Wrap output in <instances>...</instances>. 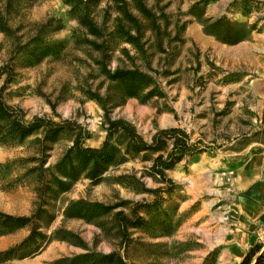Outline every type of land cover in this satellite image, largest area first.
Returning <instances> with one entry per match:
<instances>
[{
    "label": "rangeland",
    "instance_id": "1",
    "mask_svg": "<svg viewBox=\"0 0 264 264\" xmlns=\"http://www.w3.org/2000/svg\"><path fill=\"white\" fill-rule=\"evenodd\" d=\"M86 13L102 29L100 37L82 22ZM0 14L9 27H0V67H14L9 82L7 73L0 76V88L7 82L4 99L23 108L26 119L74 118L85 129V144L98 147L107 134L106 111L93 93L105 98L123 93L103 65L138 67L152 76V84L138 96L108 104V115L133 122L147 140L161 128H184L204 148L167 170L173 183L152 168L154 154L141 152L111 164L99 179L83 173L64 190L54 174L60 175L57 165L73 145L72 131L43 149L41 131L22 141L0 140V210L34 218L0 252L22 242L33 227L51 237L45 245L38 236L16 254L40 247L32 260L13 257L0 264H47L86 252L70 233L91 250L119 251L138 264H240L251 246L264 245V212L253 223L242 218L238 186L245 179L224 155L222 142L235 137L237 126L255 124L256 115L240 102L254 104L255 77L244 76L256 73L247 66L223 69L210 46L203 50L212 41L231 44L205 30V20L218 18H223L219 30L229 27L238 42L264 46V0H0ZM258 52L263 61L264 49ZM232 81L239 85L219 98ZM155 188L159 194L149 191ZM136 203L143 220L129 226L125 241L115 213L131 214ZM80 208L85 216L67 214ZM6 234L0 226V239Z\"/></svg>",
    "mask_w": 264,
    "mask_h": 264
},
{
    "label": "trees",
    "instance_id": "2",
    "mask_svg": "<svg viewBox=\"0 0 264 264\" xmlns=\"http://www.w3.org/2000/svg\"><path fill=\"white\" fill-rule=\"evenodd\" d=\"M64 1L85 4L88 2V0ZM222 19L205 20L203 23L205 30L224 42H238L239 40H235L234 36L229 32V27L226 28L225 26L224 31L219 30ZM82 22L86 24L91 34L97 37L102 35V29L90 18L88 13L84 15ZM0 27L3 30H9L2 14H0ZM103 69L112 82L122 87L123 93L119 96L107 93V98L101 97L99 93H93L101 101L106 111L105 125L107 134L100 146L94 147L85 144V129L74 118L60 117L57 120L49 115H36L28 120L26 119V112L23 108L9 104L4 99L3 92L6 83L9 82L10 76L14 72V67L10 64L0 67V76L4 73L9 75L7 82L0 88V140L3 142L22 141L31 134L41 131L42 137L40 138V144L41 149H43L46 142L56 141L61 132L72 131L75 134L73 145L57 165V171L60 172V175L54 174L56 185L64 190L68 189L71 182L78 179L83 173L91 179H99L111 164L123 162L126 159L125 155L141 152L154 154L152 168L163 181L173 183V179L168 176L167 170L174 167L185 157L194 156L202 152L204 148L199 145L198 141L193 140L192 135L186 129L178 126L158 129L152 138L147 140L138 131L137 126L133 122L125 118L110 117L108 115V104H119L128 97L140 95L145 87L152 84V76L149 73L141 71L138 67H116L115 69H111L104 64ZM42 165L43 160L41 159V168H43ZM149 191L159 194L161 189L155 188L149 189ZM86 204L88 207L97 206L102 209H107V206L97 203L86 202ZM139 205L141 204L136 203L132 207L131 214L126 213L124 210H118L115 213L122 238L125 241L130 239L129 226H137L142 223L143 217L139 213ZM108 209L110 208L108 207ZM67 214L85 216L81 208L74 212H70L69 210ZM33 219V215H13L0 210V226L7 233H11L25 225L32 224ZM64 234L68 233L64 231ZM70 235L68 236L75 240L73 242L81 244V246L87 249L86 252L62 256L47 264H138L135 262L128 263L124 255L119 251L103 253L91 250L79 235L74 233H70ZM38 236L46 240L45 245L51 241V237H47L45 233H41L37 231L36 227H33L30 234L22 242L0 252V262H4L13 257L24 259L38 254L41 251L40 247L16 255L22 248L32 246ZM70 237L63 235V239ZM240 264H264V245L257 243L251 246Z\"/></svg>",
    "mask_w": 264,
    "mask_h": 264
},
{
    "label": "crops",
    "instance_id": "3",
    "mask_svg": "<svg viewBox=\"0 0 264 264\" xmlns=\"http://www.w3.org/2000/svg\"><path fill=\"white\" fill-rule=\"evenodd\" d=\"M255 38V37H254ZM212 48L216 57V62L223 69L231 72L240 71L243 66H247L256 75L246 74L244 77H255V85H253L252 96L255 99L254 104L240 102L241 107L246 109V105L250 112L256 115L255 124L247 129H240L237 126L236 135L233 138L222 140L225 150L224 155L231 157L234 161V170L239 177L245 179L243 185L238 186L240 194H238V202L242 205L240 209L242 218L247 224L253 223L256 216H260L264 212V64L257 60V55L261 56L258 50H263V44H259L256 40H248L231 44L222 42H210L206 45ZM264 58V55H262ZM204 63L207 64L205 61ZM238 77V74H235ZM238 81V80H237ZM232 81L225 91H232L239 82ZM258 84V85H256ZM227 92L218 95L219 98L226 97ZM206 94H209L208 91ZM240 100V99H239ZM238 100V101H239ZM238 104V103H237ZM237 107L234 108L236 110ZM239 110V109H237ZM252 110V111H251ZM174 127V126H173ZM211 127V126H210ZM209 128V127H207ZM208 130H211L210 128ZM205 132L204 129L200 130ZM208 137V134H205ZM228 137V136H227ZM228 158V161H231ZM241 171V172H239ZM11 232L0 239V246L4 244L12 245L19 238V232ZM32 257H26L24 260H32Z\"/></svg>",
    "mask_w": 264,
    "mask_h": 264
}]
</instances>
